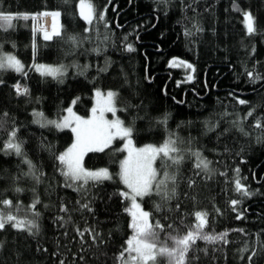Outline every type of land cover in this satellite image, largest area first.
<instances>
[{
	"label": "trees",
	"instance_id": "16d2710c",
	"mask_svg": "<svg viewBox=\"0 0 264 264\" xmlns=\"http://www.w3.org/2000/svg\"><path fill=\"white\" fill-rule=\"evenodd\" d=\"M91 2L95 16L88 24L79 0H0V11L28 17L14 19L7 30L0 27V56L15 55L24 66L23 73L0 70V202L12 201L0 203V212L39 226L30 234L6 225L0 264H120L117 257L135 234L130 201L120 195L123 140L85 155L87 168L107 167L112 178L89 181L82 193L75 190L78 183L66 186L72 182L56 159L73 142L72 130L45 121L62 116L73 101L77 113L89 115L96 89L118 93L119 116L133 127L136 144L171 139L180 150L171 155L183 157L179 165L164 158L168 167L156 160L157 181L164 172L176 177L167 182L174 196L163 200L153 191L142 197L150 223L164 226L156 229L159 241L173 247L169 236L185 235L197 223L195 213L207 212L203 232H227L229 242L197 240L186 264H264V0ZM56 11L61 34L46 40L35 18ZM245 11L256 18L255 35L246 33ZM195 24L203 30L186 36ZM172 59L179 63L173 66ZM36 63L62 65L64 75L42 76ZM16 84L29 93L17 95ZM14 129L22 155L5 147ZM193 153L211 162L209 171L196 168ZM25 159L35 165L39 181L26 175ZM236 179L250 195L236 191ZM232 200L239 203L233 207ZM77 228L99 236L93 242L85 232L81 239ZM155 264L169 261L158 256Z\"/></svg>",
	"mask_w": 264,
	"mask_h": 264
},
{
	"label": "snow or ice",
	"instance_id": "6c2138e0",
	"mask_svg": "<svg viewBox=\"0 0 264 264\" xmlns=\"http://www.w3.org/2000/svg\"><path fill=\"white\" fill-rule=\"evenodd\" d=\"M167 3V0H163ZM237 11H240L236 7ZM79 14L80 16L91 24L95 16V9L91 0H79ZM43 15H49V13H44ZM54 20L53 31L49 34L47 31L44 32V39L50 40L53 36H59L61 34L60 29L57 27L55 21L60 16V12L50 13ZM24 18L27 16L19 17L13 16L12 14H6L0 11V27L4 30L11 28L13 26L14 19ZM100 19H103L101 16ZM243 22L246 29V33L249 36L255 35L258 31L256 26V18L250 11H245L243 13ZM203 29L199 24H195L193 29H188L185 33L186 36H192L196 32H200ZM73 43H76L75 37H70ZM129 51H134L131 45L128 46ZM254 51V49H253ZM176 65V61H173V66ZM191 68L192 65H187ZM12 69L16 72H24V66L19 59L12 55L0 56V70ZM36 70L40 72L42 76H50L52 78H58L64 75L63 66L53 67L49 65H37ZM194 70V69H193ZM252 76V73H248ZM192 77L189 76L190 80ZM259 79V76L256 77ZM0 83H3L0 80ZM17 95H27L29 89L27 87H21V85H14ZM118 96L117 92L108 91L107 93H102L100 90L96 91L97 106L92 109V116L88 119H84L77 116L71 107L66 109L68 115L64 116L61 121H46L47 125H53L58 129L71 128L72 132L75 134V142L72 146L64 153L56 157L63 168L61 169L62 175L71 181V184L66 186H73L77 184L76 191L84 192L86 191L85 186L88 185L89 181L102 182L103 180L111 179V175L108 169H100L95 171H90L84 168L83 159L88 152L103 151L108 144L116 137L120 136L123 138H129L125 147L128 149V156L122 162L121 165V179L123 183L131 190V200L132 208L129 209L132 216L131 227L134 229V235L131 239L127 241V246L119 254L117 259L120 264H155L158 256L167 257L169 264H186V257L189 250L196 243L197 240H204L209 243L223 242L227 244L229 241L227 239V232L219 233L216 235H211L203 232L204 227L207 225V212L198 211L195 213L197 220L194 228L189 229L183 236H169V239L173 242V247H168L166 242L159 241V234L156 229L163 231L164 226L159 222L155 225L150 223L149 217L150 213L141 209L140 204L136 203L137 197H143L145 195H151L153 192V185L155 183V191L157 195H160L163 200L170 199L171 196L175 195V189H172L171 194L167 189V182L170 180L175 183L176 177L169 176L167 172H164V179L157 181V170L153 167L154 162L157 157H161L162 165L168 167L170 165L164 160L171 161L172 165H179L183 157L180 155H171L172 153H179V149L175 146V142L169 139L160 147L148 146L141 149H133L131 147L132 140L130 137L133 134V127H125L123 121L117 119L114 121H107L104 119L105 112H116L115 100ZM240 104H245L247 101L239 100ZM75 103V101H73ZM99 113V115H97ZM5 115H7L5 113ZM37 117H43V113H36ZM248 115H252L251 112ZM39 123L40 121L37 120ZM42 126H46L42 124ZM262 125L259 121L256 123V127L260 128ZM241 131L243 129L241 128ZM22 141H17V130H13L10 133V138L6 144V149L14 151L17 155H22ZM197 158L196 168L203 171H209L210 161L201 157L199 153H193ZM24 163L29 166V173L26 175H33L34 178L39 181V177L35 176V165L32 164L30 160L25 159ZM239 170L237 169V172ZM190 186L195 183V181H190ZM235 188L237 192H242L244 195H250L247 188L241 183L239 179L235 181ZM17 191H22V189H16ZM120 195L125 198H129L128 192H121ZM5 206H11L12 201L4 200L2 202ZM39 203L37 199L32 205L35 208V204ZM79 203V202H78ZM239 203L238 200H232L231 204L235 207ZM160 205H156L157 210L160 209ZM179 207V205H177ZM82 209L91 211L89 203H83L81 205ZM61 211L67 212L68 208L66 206L61 207ZM39 215V213H36ZM238 219L241 217L238 216ZM60 219H63L61 217ZM6 225H11V227L19 231H27L30 234L33 229L38 231V224L33 220H23L18 219L16 216L11 214H6L5 212H0V231L4 230ZM168 227H171L169 225ZM81 239H83L84 233L87 232L92 235L93 242L96 241L99 233H96L94 229L85 228L81 231L79 228L76 229ZM239 231H243L240 229ZM158 243L160 246L158 247ZM4 247L3 242H0V249ZM204 251H207L206 249ZM242 251H247V248ZM127 253V258L125 257ZM255 255V253H253ZM251 259V258H250Z\"/></svg>",
	"mask_w": 264,
	"mask_h": 264
},
{
	"label": "rangeland",
	"instance_id": "374dc122",
	"mask_svg": "<svg viewBox=\"0 0 264 264\" xmlns=\"http://www.w3.org/2000/svg\"><path fill=\"white\" fill-rule=\"evenodd\" d=\"M92 3V2H91ZM52 16V15H51ZM52 30H53V25H54V20H53V17H52ZM43 24V23H42ZM41 24V26H42V28H43V26L44 25H42ZM44 31V30H43ZM13 56H15V55H13ZM16 57V56H15ZM17 58V57H16ZM18 59V58H17ZM173 61H175V59H172L171 60V64H173ZM181 62H183V63H185L186 65H192L191 63H189V62H186V61H181ZM176 63H179V62H176ZM37 65H49V66H53V67H60V66H62V65H57V64H51V63H36V65L34 66V68H35V70H36V66ZM193 66V65H192ZM64 70V69H63ZM189 76H191V77H193V72L191 71L189 74H188V77ZM97 90H100L102 93H107L108 91H114V92H116L115 90H112V89H108V90H103V89H96L95 90V93H94V103H93V106H92V108H91V111H90V114L89 115H81V114H79V113H77L76 112V110H75V108H74V104L75 103H71V105H69L68 107H67V109L69 108V107H71L72 108V110H73V112L77 115V116H80V117H82V118H84V119H88V118H90L91 116H92V109L94 108V107H96L97 106V97H96V91ZM115 107H116V112L115 113H111V112H105L104 113V119L105 120H107V121H114V120H117V119H119V120H121V121H123L121 118H120V116H119V113H118V105H117V98H116V100H115ZM68 115V113H67V111H65V113L62 115V116H60V117H57V118H46V120L45 121H49V120H51V121H61L62 119H63V117L64 116H67ZM97 115H99V113H97ZM123 124H124V126L125 127H128V125H126L124 122H123ZM69 129H71V128H69ZM74 134V133H73ZM122 139L123 140V143H122V149L124 150V156H123V158H122V161H121V165H122V162L127 158V156H128V149L125 147V145L127 144V142H128V139L129 138H123V137H120V136H116L112 141H111V143L110 144H108V146H110V145H112L117 139ZM130 139L132 140V145H131V147L133 148V149H141V148H145V147H148V146H153V147H160V146H162L164 143H162V144H154V143H146V144H143V145H138V144H136L135 143V141H134V139H133V136H131L130 137ZM75 142V134H74V140H73V142L65 149V151L64 152H66L71 146H72V144ZM108 146H106L105 148H107ZM104 148V149H105ZM63 152V153H64ZM85 157V156H84ZM158 158V157H157ZM157 160V159H156ZM83 166H84V168L85 169H87V170H90V171H95V170H100V169H108L107 167H101V168H87L85 165H84V159H83ZM153 167L157 170V167H156V161L154 162V164H153ZM108 171H109V173H110V175H111V172H110V170L108 169ZM120 173H121V169H120ZM120 178H121V175H120ZM162 179H164V178H162ZM161 179V180H162ZM121 181H122V179H121ZM122 183H123V181H122ZM153 191H155V183H154V185H153ZM123 192H128L129 193V201H130V204H131V207H132V200H131V190L130 189H128L127 188V186L123 183ZM144 197V196H143ZM136 203H138V204H140V206H141V209H143L144 211H147L146 209H144V207H143V205H142V197H137L136 198ZM148 212V211H147ZM149 220H150V217H149ZM150 264H151V262H150Z\"/></svg>",
	"mask_w": 264,
	"mask_h": 264
},
{
	"label": "bare ground",
	"instance_id": "6f19581e",
	"mask_svg": "<svg viewBox=\"0 0 264 264\" xmlns=\"http://www.w3.org/2000/svg\"><path fill=\"white\" fill-rule=\"evenodd\" d=\"M35 19H37V21H42V25H44L43 26V28H42V26H40L41 27V29H43L44 31H47V32H51L52 31V16L50 15V13H49V15H43V16H40V17H37V18H35Z\"/></svg>",
	"mask_w": 264,
	"mask_h": 264
}]
</instances>
